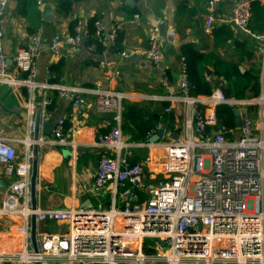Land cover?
Returning a JSON list of instances; mask_svg holds the SVG:
<instances>
[{"label":"built area","instance_id":"1","mask_svg":"<svg viewBox=\"0 0 264 264\" xmlns=\"http://www.w3.org/2000/svg\"><path fill=\"white\" fill-rule=\"evenodd\" d=\"M222 0H208L203 31L212 32L218 21L217 6ZM251 0H240L226 20L240 33L258 40L264 70V34L249 28ZM8 0H0V18ZM39 11L42 0H35ZM117 28L110 32L95 19L91 24L77 21L73 33L56 34L50 50L59 56L84 48L97 54L99 44L116 51L119 57H136L133 49L118 50ZM163 38L153 27L147 35L145 57L162 72ZM41 45L40 33L28 36L26 45L14 58L18 78L7 71L0 36V84L23 86L27 94V115L31 129L38 89L56 90L61 97L74 96V106L86 104L82 93H92L94 108L111 116L109 130L98 133L95 146L106 151L98 159L90 191L99 196L108 190L111 199L106 208L81 209L72 202L68 209L37 204L30 209L29 180L31 144L26 143L25 158L15 164V143L21 140L0 136V165L13 176L3 193L0 216L10 223L0 231V264H264V88L256 97H224L220 87L208 96L189 95V81L182 57H179L178 89L161 101L159 122L141 142H129L121 130L123 101L127 93L111 90H86L73 84L56 85L36 80V59ZM209 76L206 75L207 80ZM221 79V85L225 81ZM161 86L169 88L166 77ZM48 95L39 103L41 118L49 116ZM219 104L234 107L240 126L225 136L215 109ZM173 106L180 108L176 119ZM201 106L203 109H197ZM174 115V130L164 132L165 115ZM64 119L53 129V145H73L63 132ZM158 130L162 136L151 138ZM176 134L175 138L171 134ZM143 147L148 151L142 161H131L127 149ZM154 182L147 183V175ZM139 193L143 195L139 197ZM21 198V202L18 199ZM37 223H57L64 230L42 233L37 250L30 241V215Z\"/></svg>","mask_w":264,"mask_h":264},{"label":"crops","instance_id":"2","mask_svg":"<svg viewBox=\"0 0 264 264\" xmlns=\"http://www.w3.org/2000/svg\"><path fill=\"white\" fill-rule=\"evenodd\" d=\"M65 1L42 0L43 10L39 11L35 0H8L0 18V36L9 73L22 78L23 74L14 70L13 58L26 45L28 36L39 32L41 45L36 59V80L39 83L73 84L86 90L98 88L127 93L131 97L128 101L137 107L147 102L151 108L161 109L162 102L154 101L150 96H164L178 89V55L180 46L184 44H190L203 54L202 63L211 72L215 59L219 58L223 62L236 64L240 72L255 71L262 78L264 70L261 66L259 41L238 32L226 21L237 1L222 0L216 8V24L229 26L233 33L230 38L223 32L217 38L212 32L207 34L203 31L208 0H74L73 15L66 18L59 13V7ZM259 1L264 3V0ZM134 6L138 8V13L130 14L128 10ZM95 19L102 22L107 32L117 28L121 50L133 49L136 57L121 58L108 47L97 54H91L84 48L74 54L63 52L59 56L51 52V39L56 34L67 35L72 23L81 21L90 24ZM163 20L171 28L174 38V53L163 58L164 72L150 64L144 53L149 30L157 27ZM236 42H249L250 45H238ZM164 43L163 41V45ZM258 64L261 71H258ZM50 68H53L54 74L49 71ZM164 77L169 88L160 84ZM44 94L52 99V110L48 111L50 114L43 118L41 125L48 121L56 124L59 119H64L63 132L64 127H67L64 136L73 145H53L50 143L52 139L40 134L37 204L68 209L73 202L81 209L106 208L111 199L108 190L96 196L89 189L98 159L106 153L104 149L95 146L96 137L98 133H104L103 130L108 131L110 126L107 122L114 124L111 116L94 108V96L89 92L80 94L86 98V104L74 106V96L66 98L59 96L54 90L38 89L35 107L39 106ZM172 108L179 120L180 108ZM26 109L27 94L23 86L0 84V136L21 140L14 144L15 164L24 161L25 144H31L32 140ZM170 116L163 117L166 133L174 130V115L172 120ZM33 118L34 115L32 120ZM52 129L54 128L50 130ZM125 139L128 140L127 137ZM126 151L130 153V160L136 162L144 160L148 154L143 147H132ZM144 171L147 175L146 184L151 185L154 181L148 177V170ZM14 178V175H5L4 167L0 165V181L7 188ZM4 191L0 190V205ZM139 197L142 198L143 195L139 193ZM9 223L8 216H0V231L6 230ZM58 230H64V226L57 223H37V238L42 233Z\"/></svg>","mask_w":264,"mask_h":264},{"label":"trees","instance_id":"3","mask_svg":"<svg viewBox=\"0 0 264 264\" xmlns=\"http://www.w3.org/2000/svg\"><path fill=\"white\" fill-rule=\"evenodd\" d=\"M240 1V0H231ZM74 0H66L60 7L59 13L63 17H71L74 12ZM251 19L249 22L250 30L256 35L264 34V3L259 0H251ZM130 14H137L138 8L134 6L128 10ZM93 21V20H92ZM92 23L91 21L89 22ZM77 22L72 23L70 27V33H73L74 26ZM223 32L227 38H230L233 33L229 26L220 24H214L212 33L218 38V34ZM120 34L116 38V45L118 50L120 47ZM252 40H255L251 38ZM217 43V42H215ZM249 42H236V44L246 45ZM255 43V42H254ZM218 44V43H217ZM256 44V43H255ZM250 45V44H249ZM104 46L99 44L98 51L101 52ZM179 57H182L186 67V74L189 81V95L191 96H208L212 93L216 87H221V79L225 81V88L227 89L229 96L235 99H244L256 97L260 93L261 87L264 88V72L262 78L259 73L255 71L240 72L237 65L230 62H223L219 58L215 59L213 64L212 74L206 78V67L203 65V54L197 51L190 44L181 45L179 48ZM259 63V62H258ZM258 71H261V66ZM52 74L53 68L49 70ZM56 91V90H54ZM57 93V91H56ZM49 97V96H48ZM47 110H52V99ZM197 109H203L201 106H197ZM160 108H151L147 102L137 107L133 102L128 100L123 101V111L121 114V130L129 142H141L144 140L146 133L153 129L157 124ZM215 115L219 126L225 130V136L230 137V131L235 128L236 125V109L226 104H219L216 106ZM170 116V115H169ZM172 115L170 119L172 120ZM67 127H64L66 130ZM109 130V129H108ZM64 131V132H65ZM103 132H107L103 130Z\"/></svg>","mask_w":264,"mask_h":264},{"label":"water","instance_id":"4","mask_svg":"<svg viewBox=\"0 0 264 264\" xmlns=\"http://www.w3.org/2000/svg\"><path fill=\"white\" fill-rule=\"evenodd\" d=\"M49 9L45 12V17L48 13ZM158 31L160 36L164 40V45L162 48L164 56H169L174 53V47H173V35H172V30L167 26L166 21H161L159 22L158 26ZM206 70V75L210 76L211 71L208 68H205ZM220 90L223 94L224 97L228 98L229 93L227 89L223 86L220 87ZM41 108L40 106L35 107V113H34V118L32 120V125H31V131H32V140H31V152H32V161H31V171H30V180H29V196H30V209L34 211L36 209L37 205V173H38V150H39V145L41 143L40 140V134L47 136L50 139H54V134H53V129L50 130L51 128L55 127V124H52L51 122H45L42 124L43 118H41L40 114ZM48 114H50L48 112ZM237 114V112H236ZM236 127L240 126L241 120L240 116L236 115ZM42 127V129H41ZM163 130H158L156 134L151 138L152 141H156L160 136H162ZM172 138L176 137V134H171ZM0 190H7V185L3 182L0 181ZM19 202H21V198L18 199ZM30 241H31V246L34 251L37 250V221H36V216L34 212L30 215Z\"/></svg>","mask_w":264,"mask_h":264}]
</instances>
